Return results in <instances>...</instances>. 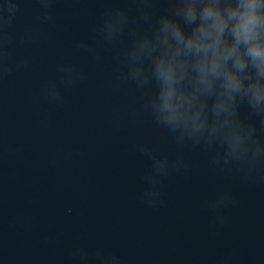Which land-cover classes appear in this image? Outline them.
I'll use <instances>...</instances> for the list:
<instances>
[{
  "label": "water",
  "instance_id": "obj_1",
  "mask_svg": "<svg viewBox=\"0 0 264 264\" xmlns=\"http://www.w3.org/2000/svg\"><path fill=\"white\" fill-rule=\"evenodd\" d=\"M0 264H264V0H0Z\"/></svg>",
  "mask_w": 264,
  "mask_h": 264
}]
</instances>
